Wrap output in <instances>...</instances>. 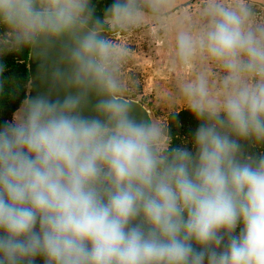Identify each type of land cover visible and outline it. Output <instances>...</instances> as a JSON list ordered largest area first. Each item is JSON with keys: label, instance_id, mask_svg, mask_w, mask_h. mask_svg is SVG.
I'll use <instances>...</instances> for the list:
<instances>
[{"label": "clouds", "instance_id": "obj_1", "mask_svg": "<svg viewBox=\"0 0 264 264\" xmlns=\"http://www.w3.org/2000/svg\"><path fill=\"white\" fill-rule=\"evenodd\" d=\"M176 8L0 0V100L24 97L0 122V264H264V154H246L264 146V16L252 0ZM146 24L174 27L191 148L129 97L112 35ZM25 51L35 95L5 75Z\"/></svg>", "mask_w": 264, "mask_h": 264}, {"label": "rangeland", "instance_id": "obj_2", "mask_svg": "<svg viewBox=\"0 0 264 264\" xmlns=\"http://www.w3.org/2000/svg\"><path fill=\"white\" fill-rule=\"evenodd\" d=\"M176 1L174 16L182 11L195 14L203 3V0ZM112 39L128 53L123 76L131 99L143 103L151 111L153 120L164 123L170 113L185 109L182 101L175 97L176 80L181 72L172 65L174 27L166 34H154V26L146 24L129 33H115Z\"/></svg>", "mask_w": 264, "mask_h": 264}, {"label": "trees", "instance_id": "obj_3", "mask_svg": "<svg viewBox=\"0 0 264 264\" xmlns=\"http://www.w3.org/2000/svg\"><path fill=\"white\" fill-rule=\"evenodd\" d=\"M28 57L29 53L27 51L7 56L5 58L7 64L5 75H15L27 81L30 78L27 68ZM23 98L22 95L16 100L7 98L0 100V122L10 121L13 118V114L20 106ZM166 124L170 130L171 143L174 146L186 145L191 148V134L198 126V121L190 111L186 110V108L173 111L168 115ZM246 154L254 156L264 154V146H246ZM37 264H42V261L38 260Z\"/></svg>", "mask_w": 264, "mask_h": 264}, {"label": "water", "instance_id": "obj_4", "mask_svg": "<svg viewBox=\"0 0 264 264\" xmlns=\"http://www.w3.org/2000/svg\"><path fill=\"white\" fill-rule=\"evenodd\" d=\"M50 59H55V54ZM27 68L29 71V77L32 79V94L35 95L37 91H43V86L40 82L39 79H37L38 74L41 71L39 63L32 59L30 54L28 57V62H27ZM135 104L138 106V112L137 114L141 117L147 118L149 120H153L151 111L140 101L133 99Z\"/></svg>", "mask_w": 264, "mask_h": 264}, {"label": "crops", "instance_id": "obj_5", "mask_svg": "<svg viewBox=\"0 0 264 264\" xmlns=\"http://www.w3.org/2000/svg\"><path fill=\"white\" fill-rule=\"evenodd\" d=\"M177 2V1H176ZM252 2L258 7H264V0H252ZM110 3V0H96L97 10H103Z\"/></svg>", "mask_w": 264, "mask_h": 264}, {"label": "built area", "instance_id": "obj_6", "mask_svg": "<svg viewBox=\"0 0 264 264\" xmlns=\"http://www.w3.org/2000/svg\"><path fill=\"white\" fill-rule=\"evenodd\" d=\"M257 11L260 15L264 16V7L259 6Z\"/></svg>", "mask_w": 264, "mask_h": 264}]
</instances>
